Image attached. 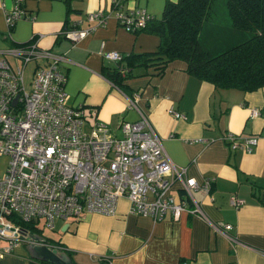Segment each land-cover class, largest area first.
Returning a JSON list of instances; mask_svg holds the SVG:
<instances>
[{
  "label": "crops",
  "instance_id": "1",
  "mask_svg": "<svg viewBox=\"0 0 264 264\" xmlns=\"http://www.w3.org/2000/svg\"><path fill=\"white\" fill-rule=\"evenodd\" d=\"M168 1L176 0H0V50L33 41L64 55L57 68L65 77L67 103L82 110L85 127L102 121L112 135L121 136V121L139 118L137 109L129 107L137 94L136 106L151 122L170 162L198 182L212 178L208 190L197 188L188 195L175 181L169 191L188 204L196 201L202 214L183 211L177 218L167 213L153 220L132 213L121 197L114 215L88 212L57 220L58 234L47 243L73 264H264V86L252 91L216 87L187 73L181 59L168 62L161 75H154L151 66L132 68L123 81L125 92L101 73L116 65L104 51L122 56L152 51L159 43V36L146 29L125 30L115 12L143 9L159 19ZM14 5L25 15L9 28L5 12ZM93 11L106 15L102 25L86 19ZM72 25L91 29L72 40L63 33ZM42 61H31L32 69ZM227 134L256 141L250 152L232 149ZM0 264L51 263L23 242L3 254Z\"/></svg>",
  "mask_w": 264,
  "mask_h": 264
},
{
  "label": "built area",
  "instance_id": "2",
  "mask_svg": "<svg viewBox=\"0 0 264 264\" xmlns=\"http://www.w3.org/2000/svg\"><path fill=\"white\" fill-rule=\"evenodd\" d=\"M24 15L14 5L5 12V22L12 26ZM105 18L101 11L86 15L96 26ZM150 18L143 9L115 12L117 23L130 32L143 29ZM90 29L72 25L63 33L78 40ZM103 55L113 61L121 58L116 51ZM40 59L45 62L36 63L27 89L25 67ZM61 60L64 55L41 49L33 41L0 50V155L9 157L0 175V258L20 243H36L35 234L20 222L54 230L59 219H78L88 212L114 215L121 197L128 200L132 213L153 220L167 213L177 218L183 211L202 214L196 201L188 204L169 191L175 181L188 195L197 188L208 190L212 178L198 182L170 162L151 122L136 106L137 94L129 99V107L137 109L139 118L121 121V136L112 135L102 121L85 127L82 110L67 103L65 77L57 68ZM226 140L232 149L247 152L256 141L253 136L238 140L232 134Z\"/></svg>",
  "mask_w": 264,
  "mask_h": 264
},
{
  "label": "trees",
  "instance_id": "3",
  "mask_svg": "<svg viewBox=\"0 0 264 264\" xmlns=\"http://www.w3.org/2000/svg\"><path fill=\"white\" fill-rule=\"evenodd\" d=\"M221 4L229 19L225 26ZM144 29L159 36L154 50L122 55L116 65L101 70L123 92L132 68L151 66L154 75H161L173 59L183 60L187 73L216 87L252 91L264 86V0L168 1L161 17L150 18ZM20 225L46 243L52 241L40 227Z\"/></svg>",
  "mask_w": 264,
  "mask_h": 264
},
{
  "label": "water",
  "instance_id": "4",
  "mask_svg": "<svg viewBox=\"0 0 264 264\" xmlns=\"http://www.w3.org/2000/svg\"><path fill=\"white\" fill-rule=\"evenodd\" d=\"M63 231V229H61ZM21 233L26 234V230L22 229ZM36 243H33V249L37 258L51 264H73L65 252L58 251L57 248L47 244L41 237H33Z\"/></svg>",
  "mask_w": 264,
  "mask_h": 264
},
{
  "label": "rangeland",
  "instance_id": "5",
  "mask_svg": "<svg viewBox=\"0 0 264 264\" xmlns=\"http://www.w3.org/2000/svg\"><path fill=\"white\" fill-rule=\"evenodd\" d=\"M219 9H220V13L219 14H220V17H221L220 18V20H221L220 23H221L222 26H225V25H227L229 23V19H228L227 15H226V11H225L224 5L221 4ZM32 66H33V62H30V63L27 64V66L25 67V70H24V83H25V86H26L27 89L29 88V84L28 83H29V80L31 78ZM84 123H85V121H84ZM8 160H9V157L7 155H5V154L0 155V175L3 174V172L6 170L7 165H8ZM57 234H58V230L57 229L49 230V229L41 228V235L44 236V237H47V238L51 239V237H56ZM0 243H1V241H0Z\"/></svg>",
  "mask_w": 264,
  "mask_h": 264
}]
</instances>
